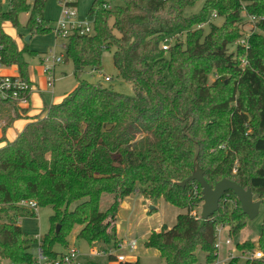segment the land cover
Here are the masks:
<instances>
[{
  "label": "trees",
  "instance_id": "trees-1",
  "mask_svg": "<svg viewBox=\"0 0 264 264\" xmlns=\"http://www.w3.org/2000/svg\"><path fill=\"white\" fill-rule=\"evenodd\" d=\"M46 1L0 0V67L15 66L28 85L25 55L37 53L27 44L19 48L3 24L18 27L19 15L25 14L30 36L50 31L43 15ZM197 1L92 0L93 34L66 41L64 62L73 65L75 88L46 105L42 118L28 117V109L0 98L5 124L0 138V264L33 261L31 247L37 240L23 233L19 220L35 212L21 202L52 210L40 248L55 258L59 252L54 246L66 247L75 227L80 228L77 238L90 246H116L117 210L139 187L146 200L163 199L186 211L171 228L162 225L145 240L164 264L210 263L216 228L228 226L235 237L248 222L231 191L207 220L191 216L201 202V189L196 182L178 183L196 165L211 187L228 179L264 205V36H250L247 51L235 46L245 20L242 7L247 15L264 16V0H205L197 15H185ZM110 3L116 5L103 7ZM212 14L223 20L220 26L211 22ZM256 25L264 33V21ZM172 37L174 43L163 50ZM111 47L118 77L132 84L133 96L83 79L88 70H101L102 53ZM19 119L28 122L7 141L6 129ZM104 195L112 201L101 211ZM258 240L264 254V221ZM113 260L110 264H139ZM230 264L241 263L234 259ZM243 264H264V258Z\"/></svg>",
  "mask_w": 264,
  "mask_h": 264
},
{
  "label": "rangeland",
  "instance_id": "rangeland-1",
  "mask_svg": "<svg viewBox=\"0 0 264 264\" xmlns=\"http://www.w3.org/2000/svg\"><path fill=\"white\" fill-rule=\"evenodd\" d=\"M205 0H199L194 5L186 8L185 15L187 16H194L197 15L200 10L202 9L203 3ZM92 0H77L76 1V10L78 13V17L80 21H87L90 22L92 20V17L88 14L89 7L91 5ZM111 4V3H110ZM116 3L111 4V8L114 7ZM118 5V2H117ZM2 6L4 10L8 9V5L6 1L2 2ZM242 9H244L242 7ZM62 11V6L59 3L58 0H47L44 5L43 15L46 20L49 21L50 31L44 33V34H35L31 36L27 46L29 50L36 52L37 55L32 57L30 55H25V60L29 64V74L34 79V82L38 85V87L41 89V97L40 99L45 102V104L48 106L50 104H53L55 100L59 97H64L66 94L70 93L76 86V81L73 77V65L69 62H63L60 65H58L53 74V80H54V86L52 88L53 95L49 90H44L42 88L43 82L46 81L48 76L40 74V59L43 54L49 53L50 51L54 50L56 54H61V44L67 42L60 39H56L55 33L53 29L55 28L57 21L60 17ZM241 15L244 18L245 13L241 10ZM253 16V15H251ZM256 17V16H255ZM260 17V16H258ZM27 19V16L25 14H21L18 17L19 26L18 27H12L9 23L3 24V30L4 32L9 35L14 41H16L17 46L19 48H22L24 43V39L27 36H30L28 34V31L24 29V24ZM243 25H239L240 31H241V38H239L235 44L242 47L245 51L249 49V38L250 36L257 34L264 36V33L258 29L256 23L261 22L258 19H256L254 22H250L244 18ZM211 22L216 25L220 26L223 22L221 18H212ZM209 28L207 26H204L203 33H208ZM180 40H184V36L180 37ZM240 41H244L243 45L237 44ZM174 43V41H170L169 44ZM233 47L229 48V53L233 51ZM114 52V48L111 47L109 50H105L102 53L101 56V65L102 68L98 72H90L88 70L84 75L83 79L88 81L89 83H95L99 82L104 87L112 88L115 92L126 95V96H133L134 91L132 84L129 82H126L118 77L117 71L113 65L112 55ZM244 63V62H243ZM242 63V64H243ZM3 67H0V77L3 76L2 73ZM12 73H16L15 71H12ZM104 77H109L111 80L109 82L104 81ZM214 77H209V82H212ZM46 85V84H45ZM47 87V86H46ZM47 89H49L47 87ZM41 101V100H40ZM29 105H28V112H29ZM2 108V107H0ZM3 109V108H2ZM39 109L36 104L32 102L31 104V110ZM1 110V109H0ZM47 115V111H45V107L43 108L42 112L39 113V115H36L34 117L42 118ZM2 113L0 111V121H1ZM16 125V126H15ZM14 125V130H17V123ZM5 124L3 125V127ZM14 133L12 129H10V132L6 135V140L11 141L13 139ZM194 154H196V151H194ZM261 167L264 170V157L262 159ZM137 191V192H136ZM130 197L126 200L127 208H120L117 210V230H116V238H117V245L123 244V247L125 246V243L127 241H130L132 239H135L137 241V247L134 252H129L126 248H122L119 250V254L124 255L127 257V262L129 260H136L139 264H164L163 260L159 257L158 252L155 249L146 248L144 243L146 240V234L148 232L149 236L152 232H158L154 231L156 228H158L161 224H165L167 227L171 228L175 222L176 217L179 214H184L186 211L178 209L168 203H166L163 199H158L156 201H148L144 198L143 194L140 192V188L136 187V190L129 195ZM254 200L256 198L254 197ZM112 201L111 195H104L101 204H100V210L105 211L109 204ZM28 202V201H26ZM156 207L154 211H150V207ZM201 206L202 201L197 204V206L193 209V212L196 213L198 217H200L201 212ZM25 208L29 209L28 207L24 206ZM52 215V210L50 207H44L37 209V212H35L34 217H26L21 218L19 220V226L21 227L24 234H26L28 237L37 239L38 237L44 236L46 233H48L49 227H50V221L49 218ZM264 221V205H261L259 208V214L258 216L253 220H248L246 227L237 234V236H230L232 239V242L234 245L236 244H242L246 241H250L252 243L251 247H244V248H238L236 246V255L242 256L241 259H238L241 264L247 262V260H243L245 258V255L247 253L252 251H260L259 250V234L261 230V226ZM80 228L75 227L71 234L67 237V245L66 247H61L58 245L54 246V250L56 252H64L68 248H74L80 252V254L83 256L82 260L83 262L88 261L87 254L90 250H105L106 248H99L97 246H90L87 242H85L82 239L77 238V234L79 232ZM148 236V237H149ZM147 237V238H148ZM37 248V244H34L31 247V252L34 253ZM224 246H222V252H223ZM245 253L244 255H241L240 253ZM199 259L203 260V254L198 253ZM243 258V259H242ZM263 259V258H262ZM95 263L99 264H110V261L106 258H94ZM252 261V260H249ZM3 264H7V262H3Z\"/></svg>",
  "mask_w": 264,
  "mask_h": 264
},
{
  "label": "built area",
  "instance_id": "built-area-1",
  "mask_svg": "<svg viewBox=\"0 0 264 264\" xmlns=\"http://www.w3.org/2000/svg\"><path fill=\"white\" fill-rule=\"evenodd\" d=\"M62 6V11L60 17L57 21L55 28L53 29L56 39L67 41V39L72 35L78 36H89L94 32V21L90 22L80 21L78 13L76 10L77 0H58ZM105 9H110V6L104 5ZM245 17L248 21L254 22L256 19L259 21H264V16L255 17L247 15L245 9ZM216 18V14L211 15V19ZM174 37L166 39L162 45L163 50H167L169 42L173 40ZM244 41H240L237 44L243 45ZM65 43L61 44L60 50L61 54H56L54 50L49 53L42 55L40 59V69L42 75L48 76L46 79V86L51 89L53 88L54 80L53 74L55 68L64 62V54L66 51ZM111 79L109 77H104L105 82H109ZM35 92L33 85H28V83L21 79L18 75L16 76H2L0 77V98L3 100H10L15 102L18 107H27L30 103V98L32 93ZM196 194V191H195ZM22 206L28 207L30 210L37 212L38 206L35 202H21ZM191 216L196 217V213L191 212ZM230 228L228 226H218L215 230L216 233V254L215 259L206 263L204 261H198L193 264H230L234 259H241L242 256L236 255V245L233 244L230 238ZM37 248L33 253V261L31 264H88L95 263L94 258H106L114 259V263H125L127 262V257L119 254V250L126 248L129 252H133L136 249L137 241L132 239L123 244H118L116 246L107 247L105 250H95L92 249L87 254L88 261L83 262L82 255L80 252L74 248H68L64 252H59L55 258H50L40 248V237L37 239ZM222 246L226 249L222 252ZM244 255L245 253H240ZM264 258V254L261 251H252L245 255L244 261L247 260H257ZM3 264V262H1Z\"/></svg>",
  "mask_w": 264,
  "mask_h": 264
},
{
  "label": "water",
  "instance_id": "water-1",
  "mask_svg": "<svg viewBox=\"0 0 264 264\" xmlns=\"http://www.w3.org/2000/svg\"><path fill=\"white\" fill-rule=\"evenodd\" d=\"M30 38L31 36L25 37L24 43L28 44ZM188 182H196L201 189L202 206L200 218L202 220H207L217 212L220 200L225 193L230 191L235 195L240 204L242 213L248 218V220L251 221L255 219L259 214L261 202L254 200L253 194L249 189L244 190L233 181L224 178L211 187L205 180L203 172L196 165L192 174L182 182L178 183V185L180 187H185ZM152 208L153 207H150V210H152ZM59 230L60 226H57L56 232L58 233Z\"/></svg>",
  "mask_w": 264,
  "mask_h": 264
},
{
  "label": "crops",
  "instance_id": "crops-1",
  "mask_svg": "<svg viewBox=\"0 0 264 264\" xmlns=\"http://www.w3.org/2000/svg\"><path fill=\"white\" fill-rule=\"evenodd\" d=\"M3 71H4V73H2V75L3 76H16V75H18L17 74V68L15 67V66H13V67H11V68H4L3 69ZM12 71H15L16 73H12ZM39 71H40V74H42L41 73V69H39ZM2 77V76H1ZM28 79H29V81H30V83H31V85H33V87L35 88V92H33L32 93V95H31V98H30V103H29V112L27 113V116L28 117H34V116H36V115H39V113H41L42 112V110H43V108L46 106V104H45V102H43V100L42 99H40V98H42L41 97V89L38 87V85L34 82V79L30 76V74H29V67H28ZM44 84H42V88L44 89V90H49V92H51V94L53 95V90H52V88L51 89H47V87H46V81H44L43 82ZM53 86H54V84H53ZM63 97H59V98H57L56 100H55V102L54 103H57V102H59L61 99H62ZM41 100V101H40ZM32 102L34 103V104H36L37 105V107L39 108V109H36V110H31V104H32ZM53 103V104H54ZM51 105V104H50ZM21 109H28V106L27 107H22ZM27 122H28V120H26V119H19V120H16L15 122H13V124L8 128V129H6V132H5V138H6V135H7V133L8 132H10V129H12V131H13V133H14V136H13V139L23 130V128L25 127V125L27 124ZM17 123V130H14V125ZM3 125H4V122L1 120L0 121V138H1V136H2V132H1V129H2V127H3ZM16 126V125H15ZM12 139V140H13ZM3 145V143H0V146H2ZM137 192V191H136ZM130 196H128V197H126L125 198V200L123 201V203L121 204V206L119 207V209L120 208H127V204H126V200L129 198ZM148 201V203L150 202L149 200H147ZM156 209V207L154 206L153 208H152V210H150V211H154ZM162 225H165V224H161L158 228H156L154 231H158L160 228H161V226ZM168 228H169V226H168ZM149 233L150 232H148L147 234H146V239H147V237L149 236ZM136 247H137V245H136ZM225 247L223 248V252L225 251ZM136 250V249H135ZM134 250V251H135ZM133 251V252H134ZM131 253V252H130ZM136 260H129L128 259V262H135Z\"/></svg>",
  "mask_w": 264,
  "mask_h": 264
}]
</instances>
